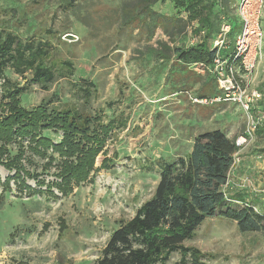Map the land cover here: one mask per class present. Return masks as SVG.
<instances>
[{
	"label": "rangeland",
	"instance_id": "rangeland-1",
	"mask_svg": "<svg viewBox=\"0 0 264 264\" xmlns=\"http://www.w3.org/2000/svg\"><path fill=\"white\" fill-rule=\"evenodd\" d=\"M68 1L0 0V31L18 35L23 42L49 43L48 64L56 67V80L48 91L32 86L22 97V105L27 110L41 104L50 109L103 110L107 120L128 119L127 126L109 144L106 157L112 168L101 170L93 184L75 188L68 197L56 190L58 197L48 192L30 196L11 184L0 199V264H95L111 234L153 197L165 164L186 157L196 138L206 132L219 130L231 139H241L251 115L260 119L261 131L256 130L235 155L225 191L242 196L245 203L264 213V8L261 59L256 60L253 72L243 69L244 74L235 75L246 91L244 99L261 95L250 103L255 108L250 115L233 96L208 104L195 101L200 94L214 100L226 98L224 92L231 89L227 76L217 78L197 66L183 67L170 53L169 61L162 62L152 52L160 48L159 43L187 48L202 41L203 34L195 32L197 22L190 21L184 10L158 4L154 10L164 16L159 27L147 20L125 25L123 6L134 0H76L71 10H65ZM235 4L231 1L232 15ZM242 29L243 23L237 32ZM67 35L77 40L67 41ZM228 37L221 50L234 42ZM249 42L248 49L257 43L253 38ZM64 62L72 63L73 74L61 69ZM5 74L20 86L32 78L30 72L22 77L12 69ZM83 79L96 90L87 106L79 90ZM3 91L0 80V100ZM103 160V155L97 158V168ZM42 165L37 159L30 167L36 173L27 180L32 188H43L36 184L38 180H54L55 171L42 172ZM9 175L0 166V196ZM60 222H64L62 233ZM185 245L217 258L207 264H264V235L241 234L236 223L222 217L207 219ZM179 259L174 254L167 264Z\"/></svg>",
	"mask_w": 264,
	"mask_h": 264
},
{
	"label": "trees",
	"instance_id": "trees-1",
	"mask_svg": "<svg viewBox=\"0 0 264 264\" xmlns=\"http://www.w3.org/2000/svg\"><path fill=\"white\" fill-rule=\"evenodd\" d=\"M231 1H235V13L230 14ZM241 0H134L123 6V23L152 21L159 27L164 17L154 10L158 4H173L174 7L188 13L192 22H197L196 34H203L202 41L190 47L168 46L159 43V49L153 50L162 62L175 57L183 67L203 65L205 71L212 72L217 78L216 60L225 64L237 74H244L236 57L235 40L240 34L238 27L237 5ZM76 0H69L63 9L71 10ZM264 8V7H263ZM224 24L231 26L229 41L234 42L228 49L214 47L215 39ZM50 45L47 42L27 40L20 36L0 31V80L4 91L0 100V166L10 175L3 182L0 196L11 189L13 183L20 193L32 195L49 193L56 190L61 197H68L75 188L87 183L93 184L101 170H110L114 165L107 158L109 144L116 133L127 126L122 118L107 120L103 110L64 108L50 109L45 104L27 110L22 105V97L31 87L40 86L48 91L56 80L55 66L50 61ZM63 67L74 73L72 63L64 62ZM12 69L15 74L32 78L20 86L12 82L5 74ZM87 106L96 91L94 84L83 79L79 87ZM200 100H212L200 94ZM264 108V104H262ZM109 107H112L109 104ZM255 108L250 112L254 113ZM257 132L261 128L257 127ZM60 140L55 142L54 137ZM235 139L222 131L206 132L198 136L192 151L183 158L163 166L160 180L153 197L146 201L134 217L116 229L107 241L101 256L95 264H167L174 254L180 259L176 264H207L217 258L205 254L195 247L186 246L194 240L196 231L207 219L222 217L237 224L241 234L262 233L264 235V213L245 203L242 196L227 195L225 187L229 183L239 151ZM103 155L100 167H96L97 158ZM43 162L42 172L52 174L51 182L38 180L42 189L32 188L27 180L32 174L30 167L36 160ZM38 179V177H37ZM60 232L64 222H60ZM45 225L43 230H47Z\"/></svg>",
	"mask_w": 264,
	"mask_h": 264
},
{
	"label": "built area",
	"instance_id": "built-area-1",
	"mask_svg": "<svg viewBox=\"0 0 264 264\" xmlns=\"http://www.w3.org/2000/svg\"><path fill=\"white\" fill-rule=\"evenodd\" d=\"M263 7H264V0H241L237 5L236 11L239 19L243 23V29L241 31L242 33L238 35L239 36L237 42L238 44L237 43L235 44L236 57L232 61V64L239 60L241 67L248 73L253 72L255 68L256 60L258 62L262 56L261 54H262V45H263V32L260 27V20L262 16ZM230 32H231V26L224 24L221 28L220 34L218 35L215 41L214 47L221 50L223 47L224 39L225 37L227 38L229 36ZM221 38H223L221 41L222 46H220L219 48L217 46ZM240 38L242 40V43L240 42ZM251 38L255 39L257 43L254 47H250V49H248V44L250 43L249 40ZM251 54H255L253 60L249 58V55ZM226 63H227L226 61L223 62L220 59L216 60V71L218 72L219 78L221 77L225 78L224 76H227L230 83V87H231V89L229 90L230 92L229 93L224 92L223 95L226 98L223 99V97L220 96L219 99H215V100L212 99L208 101L207 99L204 100L195 99V101L200 104L203 103L208 104V103H214L215 101L232 100L231 96H233L236 102L239 99L238 102L240 104H243L242 106L245 108L247 114H250V110H251L250 103L252 101H257L258 99H260L261 95L259 93H255L253 94L252 99L250 98L244 99V95L246 92L244 91V86L240 85L239 82L236 80L235 71L231 68V66L229 67V71H228L229 73L226 72V68H225ZM195 66L201 68V70H205L203 69L204 66H200V65H195ZM221 80L222 79H220V81ZM236 95H239V98H237ZM259 125H260V119L258 117L251 115L249 117V122L245 136L236 141V144L239 147V149L243 145L247 144V141L249 140L250 137L253 136Z\"/></svg>",
	"mask_w": 264,
	"mask_h": 264
},
{
	"label": "water",
	"instance_id": "water-1",
	"mask_svg": "<svg viewBox=\"0 0 264 264\" xmlns=\"http://www.w3.org/2000/svg\"><path fill=\"white\" fill-rule=\"evenodd\" d=\"M65 39H66L67 41H76V40H77V37H75V36H73V35H67V36L65 37Z\"/></svg>",
	"mask_w": 264,
	"mask_h": 264
}]
</instances>
